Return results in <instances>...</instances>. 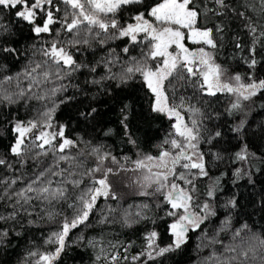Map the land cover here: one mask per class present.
<instances>
[{"label": "snow or ice", "instance_id": "1", "mask_svg": "<svg viewBox=\"0 0 264 264\" xmlns=\"http://www.w3.org/2000/svg\"><path fill=\"white\" fill-rule=\"evenodd\" d=\"M241 33L250 39L242 42ZM226 36L247 73L219 62ZM88 52L93 58L85 60ZM17 61L20 70L7 72ZM262 65L264 0H0V140L10 136L0 148V244L9 230L21 234L16 223L38 215L55 226L44 241L52 248L27 251L21 264H59L74 230L97 227L98 236L79 237L93 250V264H156L182 250L191 233L203 253L199 264H264V226H237V200L220 202L221 180L212 174L225 161L227 149L218 145L228 134L240 142L230 158L239 165L236 179L254 183L260 171L252 162L264 155L250 152L245 139V102L264 93L255 73ZM78 74L97 91L107 92L109 82L143 84L150 111L169 121L155 153L129 130L128 105L120 124L134 157L72 135L56 114L76 98L65 94L79 90ZM218 95L234 98L226 109L237 118L231 125L218 124L221 113L203 100ZM96 111L79 115L88 121ZM160 220L171 238L163 246L161 233L148 227ZM141 224L138 251L119 233L109 238L115 225Z\"/></svg>", "mask_w": 264, "mask_h": 264}, {"label": "trees", "instance_id": "2", "mask_svg": "<svg viewBox=\"0 0 264 264\" xmlns=\"http://www.w3.org/2000/svg\"><path fill=\"white\" fill-rule=\"evenodd\" d=\"M8 15L5 14L7 21ZM208 27L212 24L208 23ZM236 31L235 28L232 32ZM229 32V36L232 35ZM25 35L30 33L25 32ZM244 36L243 33H241ZM23 40L24 37H18ZM250 38L244 36L242 42L248 41ZM122 43V42H117ZM242 55L232 48L228 42V37H225V45L222 49V54L219 56V62L229 66L230 71L247 73L249 69L246 65L239 62V59H233V56ZM90 52L85 53L84 59H92ZM23 59V57L21 58ZM23 65L20 62H9L7 72L19 71ZM257 76L264 78V65L255 69ZM85 76L78 74V78L74 83L79 85V90L70 89L65 95H72L75 92L76 98L66 104L61 105L57 112V119L61 123L70 125V131L75 136L79 134L85 139H90L94 144H103L110 149L114 155H132L134 157L135 149L128 144L127 138L123 134V128L120 124L121 108L128 105L129 115V130L134 134V138L138 140L140 147L146 152L155 153L154 145L162 139L168 130L169 121L163 116H159L150 111V100L148 99V91L141 82L132 81L127 85L116 87L111 84L107 92L97 91L95 85L85 83ZM86 93V94H85ZM213 111L221 113L220 119L216 121L223 125L225 120H228L229 125L232 124L236 117L226 115V109L230 106L232 97L227 95H218L217 97H204ZM92 107L96 108V114L93 119L84 121L79 113L88 111ZM248 107L251 112L247 119V136L245 139L248 142L250 152H254L258 157L264 155V93L254 97L248 102ZM26 115V113H21ZM109 132V135H105ZM5 139L0 140V148L6 146L8 139L5 133ZM239 141L232 134L226 136L222 145H218L221 150L227 149L225 161L215 162L212 165V174L220 177L222 191L218 193V199L221 203L226 202L229 198L235 197L237 200V209L233 217L234 223L238 226L240 223L247 220L249 223L255 221L258 225L264 226V162L257 159L252 163L260 169L259 172L253 173L254 183H249L247 178L236 179L234 169L239 165L230 162L231 154L239 150ZM207 150V146H204ZM226 173V175H221ZM235 181V183H234ZM139 203V198L136 200ZM157 214H160L158 212ZM223 215V210H220ZM28 220H34V225H29ZM164 220L157 221L155 226L148 225L149 228L156 227L161 233L162 246L170 242V237L163 227ZM215 225V220L213 221ZM54 225L41 220L38 215L26 217L23 222L14 225L15 231L21 233L15 235L12 230H9V236L0 244V264H21L22 257L29 250L38 249L40 251H49L52 246L44 243L50 231L54 229ZM114 231L108 233L109 238H114L116 233H119V238L123 241H134L135 246L133 252L139 250V245L142 243L144 224L138 225L132 229H122L119 225L113 226ZM100 229H76L70 234V247L62 254L59 264H93L92 256L94 252L91 248H86L80 241L79 237L91 239L98 236ZM191 239L184 248L177 252L168 253L165 257H161L156 264H199V257L203 253H197L196 245L198 243L197 233L190 234Z\"/></svg>", "mask_w": 264, "mask_h": 264}, {"label": "rangeland", "instance_id": "3", "mask_svg": "<svg viewBox=\"0 0 264 264\" xmlns=\"http://www.w3.org/2000/svg\"><path fill=\"white\" fill-rule=\"evenodd\" d=\"M234 98L232 97V100H233ZM232 100H231V102H232ZM246 103V105H247V103L248 102H245ZM250 115H251V112L250 111H248V114H247V119L250 117Z\"/></svg>", "mask_w": 264, "mask_h": 264}]
</instances>
